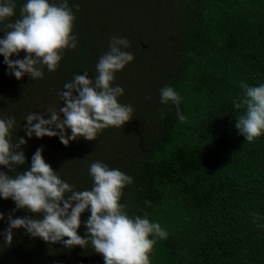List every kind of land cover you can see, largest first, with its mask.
<instances>
[{
    "label": "trees",
    "instance_id": "trees-1",
    "mask_svg": "<svg viewBox=\"0 0 264 264\" xmlns=\"http://www.w3.org/2000/svg\"><path fill=\"white\" fill-rule=\"evenodd\" d=\"M24 2L17 0L16 16L6 23L19 18ZM69 5L77 17L78 44L64 50L57 70L17 79L0 55V114L15 117L16 134L27 139L22 147L28 164L43 147L53 169L81 190L91 188L89 166L97 160L131 175L133 183L121 198L128 213L147 212L169 232L154 245L151 264H264V229L252 216L264 217V135L246 141L235 127L244 108L233 103L243 95L241 81L264 83V0H69ZM112 36L126 37L131 47L125 50L134 53L113 82L125 89L119 99L133 106V118L104 129L95 141L80 138L65 146L58 137L28 138L22 128L27 114L59 107L58 93L74 74L94 77ZM165 86L180 93L186 121L177 119L174 105L161 103ZM15 208L13 200L0 198L6 218L34 215ZM88 215L81 217L82 236ZM6 227L0 221V231ZM54 257L68 264L103 260L90 248L49 244L23 229L16 230L11 246L0 237V264H51Z\"/></svg>",
    "mask_w": 264,
    "mask_h": 264
},
{
    "label": "clouds",
    "instance_id": "clouds-1",
    "mask_svg": "<svg viewBox=\"0 0 264 264\" xmlns=\"http://www.w3.org/2000/svg\"><path fill=\"white\" fill-rule=\"evenodd\" d=\"M78 8V5L76 6ZM17 0H0V55L10 75L33 80L43 78L45 68L57 70L64 50L76 49L78 37L74 33L77 19L69 0H25L16 16ZM126 37L112 36L109 50L100 56L96 75L87 72L74 74L59 91L62 104L49 106L46 114L34 111L24 118L27 137H58L65 145L84 138L95 141L104 129L120 127L133 118L131 104L120 101L125 89L114 84L116 73L134 60V53ZM21 53L26 55L21 59ZM243 95L234 100V107L244 108L235 124L247 142L264 135V83L250 85L240 82ZM163 104H172L179 121H186L181 104L183 98L172 86L160 89ZM14 116L0 114V198L14 201L12 211L25 210L34 215L5 216L0 221L7 227L0 231L4 244L11 246L17 229H23L33 238L49 244L62 243L67 249L80 246L103 256L104 264H151L154 245L169 236L167 229L150 220L147 212L130 215L127 204L121 202L123 190L133 183V177L103 161L89 166L92 186L77 189L54 170L37 148L28 164L23 145L27 139L16 134ZM70 129V133H69ZM15 134V136H14ZM28 165L24 171L18 169ZM8 169L4 171L2 169ZM11 172V174H10ZM145 204L151 206V201ZM90 213L83 221L85 234H79L82 214ZM258 229H264V219L252 213Z\"/></svg>",
    "mask_w": 264,
    "mask_h": 264
},
{
    "label": "rangeland",
    "instance_id": "rangeland-1",
    "mask_svg": "<svg viewBox=\"0 0 264 264\" xmlns=\"http://www.w3.org/2000/svg\"><path fill=\"white\" fill-rule=\"evenodd\" d=\"M54 107L58 108V106H55V105H54ZM48 110H49V108L47 109V111ZM51 264H68V263L62 258L54 257ZM90 264H104V260H102V259L96 260V261L91 262Z\"/></svg>",
    "mask_w": 264,
    "mask_h": 264
}]
</instances>
